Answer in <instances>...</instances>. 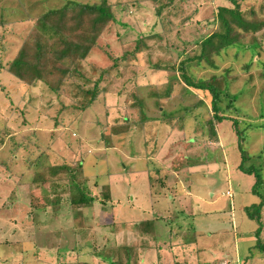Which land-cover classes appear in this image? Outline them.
I'll return each mask as SVG.
<instances>
[{"label":"trees","instance_id":"obj_1","mask_svg":"<svg viewBox=\"0 0 264 264\" xmlns=\"http://www.w3.org/2000/svg\"><path fill=\"white\" fill-rule=\"evenodd\" d=\"M242 1L218 0L221 3L212 8L205 0L203 8L207 9V13L211 12L208 17L211 19L206 25L207 31L204 33L198 27L192 33L191 39H187L179 36L182 29L180 31L177 29L175 36L169 37L175 20L180 18L177 17V10L192 3L194 6L192 12H194L203 0H158L156 15L161 20L163 32L167 34V37L163 36L165 43L162 49L168 56L158 63H150L146 66L147 68L138 65L136 60L142 48L140 39H137L129 48H123L120 54L115 53L117 46L121 45L118 42L119 38L116 37L117 27L121 25L122 14L131 8L133 4L131 0H65L62 6L32 19L34 21L11 59L3 60L6 42L4 36L0 34V52L2 53L0 76L3 72L8 73L13 78V82L21 88L15 104L13 92L7 90L9 82H3L4 79L0 77V93L4 94L11 105L7 108V116L12 118L14 107L18 106L20 109L18 103L24 102L25 111L21 109L19 114L21 116L24 113V120L27 114L26 109L33 107L38 110L39 118L45 114L53 121L54 126L46 130L47 133H41L50 139V142L41 148L38 132L23 134L21 131L14 130L8 118L2 124L0 129L8 137L7 141L11 147L7 159H0V184L12 182L13 186L8 189L2 200L0 212L13 211L11 197L16 189L18 191L23 189L28 194V198L32 196L28 183L21 185L22 182L13 178L16 177V173L12 165L16 162L18 152L39 151L34 159H31L28 154L25 160L27 169H33L36 174L39 171L44 173L45 170L52 173L50 178L40 180L41 183L47 182V187L43 186L45 202L38 207L27 205L28 210L23 214L28 212L30 214L32 208H38L50 214L52 219L63 217L76 220L75 234L79 236V239L87 240L85 235L89 234V225L84 220V209L98 204L100 209L105 211L108 202L111 201L110 186L105 180L101 184L88 185V178L81 171L83 160L78 153L80 146L72 141L80 137L79 134L76 135L75 129H80L82 125L77 126V124L82 122L83 113L92 106H98L103 110L101 115L106 126H109L108 118L111 109L121 111L124 107L125 113L121 121L134 126L136 130L144 129L147 132L143 138V150L147 157L154 158L162 141L168 139L167 134L170 130L184 131L186 129L184 122L186 112L204 105L206 101L203 98L209 97L213 115L206 122L208 131L205 133L201 129L196 130V132L200 131L202 139L187 138L183 135L178 145L183 146L185 155L182 154V158L174 162L173 165L177 168L193 167L198 163H204L197 159L191 160L186 156L187 151L193 149L192 147L194 149L207 147L206 138L218 142V127L224 120L231 123L236 135L244 133L245 127L241 128L240 124L250 126L251 123L245 118L246 115L242 119L236 115L237 98L234 93H231L230 85L239 74L248 75L245 85L249 84L252 72L259 70L258 68L261 70L260 76L264 77V4L258 8L253 5L244 10L241 9ZM169 18L173 21L171 22ZM185 19H182V22ZM154 35L159 36L158 33ZM151 36L153 35L147 37ZM113 37L118 39L117 43L107 49ZM91 57L93 58L90 59ZM158 73L161 77L150 81ZM148 74L149 78L146 79L149 83L139 82L140 76ZM117 83L120 86L117 93L123 95V101L120 105H109L106 103V94L110 89L117 87ZM44 87L47 90L46 94L40 93ZM187 98H194L195 101L185 103ZM36 103H40L42 108L39 109ZM174 104L176 107H173ZM12 107L13 109L10 110ZM170 107L173 108L171 111L168 110ZM154 110H157L159 114L155 115ZM129 111L137 112L138 119H132ZM98 120L99 125H102L100 117H96L92 126H97ZM113 120L117 121L116 118ZM197 124L203 129V125ZM67 131L70 137L65 139L62 136ZM162 132L164 133L161 134ZM17 136H21L20 140L16 139ZM59 138L66 142L67 148H70L75 156H79L78 158L74 156L77 160L69 162L65 156L61 158L55 153L53 145ZM104 138L99 137L100 140ZM189 139L194 142L188 147ZM241 140L240 138L239 141ZM80 142L81 139L78 143ZM178 145L172 144V147L178 148ZM145 146L146 149H144ZM32 147L36 149H30ZM239 147L241 161L238 169L254 176L255 183L251 193L259 199L243 207L245 215L256 222V228L252 232L253 243L248 254L242 258L243 261H250L255 253L264 258V188L262 190L263 181L260 172L246 164V160L251 156L241 148L240 144ZM59 157L60 161H58ZM52 158L55 159L54 162H51ZM122 168L121 166L120 169ZM65 170L69 172L68 177L61 176ZM76 170H79V173H76ZM23 173L21 172L19 177ZM154 180L156 179L153 178L150 183L152 188L156 186ZM161 182L162 180L158 183ZM171 187L173 186L169 184L168 189H172ZM6 205L10 207L7 209ZM156 219L159 217L135 223L137 234L141 235V239L138 242L135 241L133 245L111 246L106 243L99 246L94 242L93 260L89 264H143L140 252L143 251L145 254L147 249L156 251V248L151 247L153 242H157L154 233ZM5 244L8 247L21 243L5 241ZM42 246L46 247L44 248L47 255L42 263L74 264L76 258L73 255L74 246H61L58 242ZM52 249L54 251H51ZM21 251L19 249L16 252ZM32 256L38 259V254ZM24 259L16 258L15 262L26 264L27 261ZM0 263L2 264L1 258Z\"/></svg>","mask_w":264,"mask_h":264},{"label":"rangeland","instance_id":"obj_2","mask_svg":"<svg viewBox=\"0 0 264 264\" xmlns=\"http://www.w3.org/2000/svg\"><path fill=\"white\" fill-rule=\"evenodd\" d=\"M131 1H133L131 8L128 12L122 14L121 25L117 27L116 37L119 38L118 42L121 45L117 46V52L115 53L120 54L123 48H129L137 39H140L142 48L136 60L138 65L147 68L146 66L150 63H158V61L167 58L168 54L162 49L165 43L163 36L167 37V34L163 32L160 25L161 20L156 15L158 0ZM263 2L264 0H245L241 3V9L247 10L253 5L258 8L261 4H264ZM64 3L65 0H0V34L4 36L6 42L4 52L2 51L4 53L3 60L11 59L15 55L26 31L34 21L32 19L45 12L47 13L49 10L58 8ZM205 3V0H203L194 12H192L194 10L192 3L191 5H184L181 10H177V17L180 18L175 20L173 30L170 28L172 31L170 30L169 37L175 36L177 29L179 31L182 29L179 36L187 39H191L192 33L198 27L205 33L207 31V21L211 19L208 18L211 12L207 13V9L203 8ZM220 3L218 0H207V5L212 8ZM186 16H190L191 19L186 18ZM169 19H171V22L173 21L172 18ZM182 19H185V21L182 22ZM154 33H158L159 36L162 35L161 38L155 36ZM148 35L153 36L147 37ZM116 37L109 41L107 49L117 43L118 39ZM258 69L252 72L249 84L245 85L248 75L239 74L237 79L231 82L230 85L231 93H234L237 98L235 102L236 115L240 119L246 115L245 118L251 123L250 126H246V124L244 126V123L240 124L241 128L245 127L244 133L236 135L231 123L224 120L218 127V142L209 140L204 136L207 147H197L196 149L192 147L193 149L187 151L186 156L191 160L204 161V163L196 164V166H199V170L194 172L190 178V193L194 194L193 196L184 191L182 184H177L178 186L172 184L173 189L177 192V196L172 195V199H170V196L159 201H151L149 198L137 199L143 189L149 190L148 184L140 182L142 178H145L146 173L140 172L137 174L139 170L145 168L146 164L142 161L143 159L139 160V155H145L141 146L143 147V138L147 135V132L144 129L143 131L136 130L134 126L121 121L125 113L124 107L121 108V111H116L115 108L111 109L108 118L109 126L104 124L105 121L102 118L103 115H101L103 110L99 109L98 106L90 107L83 113L82 122L77 124V126L82 125L80 129H75L76 135L79 134L80 137L71 139H73L74 144L80 146L78 153L83 160V170L81 171L88 178V185L101 184L105 180L110 186L114 203H118L117 208L113 209L112 204L109 202L107 205L109 212L106 209L105 211L101 210L98 204L94 206V209L93 207L84 209V220L89 225V234L85 235L87 240H84L79 239V236L77 237L75 234L76 220L63 217L52 219L50 214L42 212L38 208H32L30 214H28L29 212L23 214L28 210L29 198L28 194L22 189L16 193L17 196L12 195L11 197L13 211L0 212V258L2 264L5 262L19 264L15 262L16 258H25L26 264H47L42 263V260L47 257L45 254L46 247L44 246V248L42 245L55 242H58L61 246L75 247L73 252L74 257H76L74 264H89L93 260L92 246L94 242L99 246L106 243L111 246L129 243L133 245L135 241L138 242L141 239V235L137 234L135 223L141 220V216L149 218L150 215L159 214L157 212L166 216V219L160 218L154 222V225L163 231L161 235L158 234L157 241L162 242L168 239V241H171L170 243L174 241L178 243L181 240L182 246H184L182 253L185 254L187 259L186 263H197L202 260V256H207V264H264V258L260 257L258 253H255L250 261L242 260L251 248L250 246L253 243L252 232L256 228V222L245 215L242 206L250 205L252 202L259 201V199L250 190L255 183L254 176L237 168L241 161L240 144L241 148L245 149L248 155L251 156L246 160V164L255 167L260 172L263 190L264 77L260 76L259 71L261 70ZM155 75L157 76L151 78L150 81H155L161 77L159 73ZM0 77L4 79L3 82H9L7 90L13 92L12 97L16 104L21 88L13 82V78L8 73L3 72ZM140 77L139 82L149 83L146 79L149 78V74ZM242 85L244 86L242 87ZM116 86L106 94V103L109 105H120L123 101V95L117 93L120 87L119 83ZM203 99L206 101L204 105L186 112L184 120L186 129L184 131L172 129L168 132V139L162 141L158 149L157 159L161 160L150 158L151 160H148L147 166L151 168L160 166L168 168L173 160L174 164V162L181 159L182 154L185 155V151L183 146L181 144L179 146L178 143L183 135L187 138L202 139L200 131L196 132V130L201 129L207 133L206 122L213 115L209 97ZM194 101V98H187L185 103ZM23 103L19 102L20 109L15 106L13 117H8L6 116L8 114L7 108L11 105L4 94L0 93V128L6 121L5 117H8L10 119L9 124L14 130L21 131L23 134L38 132V136H40L38 139L39 145L44 148V145L50 141L47 140L46 135L42 138L41 133H47L46 130L54 127L52 125L53 121L47 118L45 114L39 118L38 110L33 107L26 109L27 114L24 120V113L21 116L19 115L21 109L25 111ZM175 104L173 107H176ZM38 108H42L40 103ZM12 109L13 107L10 110ZM172 109L170 107L168 110L171 111ZM153 112L155 115L159 114L157 110ZM129 115L132 119H138L135 111H129ZM96 117H100L102 125H99L98 120L97 126L94 127L92 125ZM113 118H116L117 121H114ZM197 123L203 125V129ZM3 133L0 129V159H7L10 155L11 146L7 141L8 137ZM20 137L17 136L16 139L20 140ZM62 137L65 139L70 137L69 131L64 133ZM99 137H105V141L100 140ZM240 138L241 141H239ZM80 139L81 142L78 143ZM193 142L189 139L188 147ZM172 144L178 145V148L176 146L172 147ZM53 147L57 155L61 158L65 156L69 162H74L79 157L75 156L70 148H67L65 141L55 142ZM144 149H146V146ZM179 150H182V152L179 153ZM38 153L39 151L34 150L24 153L18 152L16 162L12 165V169L16 173V177L13 178L17 179L18 174L24 171L21 185H27L28 183L29 192L32 193L31 204L35 207L42 206L45 202L43 186L47 187V182L41 183L40 180H46L52 174L48 170H45L44 173L39 171L36 174L33 169H27L25 157L29 154L30 158L34 159ZM60 157L58 161H60ZM54 161L55 159L52 158L51 162ZM121 166L123 167L122 170L120 169ZM76 173H79V170H76ZM68 174L69 172L65 170L61 176L68 177ZM155 177H159V175ZM37 181H40V183H37ZM12 185V182L0 184V205ZM3 187L4 189H2ZM159 189L158 186L155 193ZM196 194H198V200L194 197ZM184 203L188 206H185ZM179 205H182V211H180ZM9 207L10 205H6L7 209ZM130 207H133V209H130ZM12 209L10 208V210ZM132 212L134 215L131 214ZM167 232L170 235H167ZM5 241L20 242L21 244L6 247ZM158 242L152 243L151 247H158L157 253L162 256L160 264H175L171 251L167 253L161 247L162 245L168 247L173 244L165 242L159 244ZM19 249L22 250V253L16 252ZM51 251H54V249ZM148 252V249L145 254L143 251L140 252V256L143 257L142 263L157 264V261L154 260V253L151 257H147ZM173 252H175V249H173ZM36 254H38V259L32 256ZM184 260L180 261L183 262Z\"/></svg>","mask_w":264,"mask_h":264},{"label":"crops","instance_id":"obj_3","mask_svg":"<svg viewBox=\"0 0 264 264\" xmlns=\"http://www.w3.org/2000/svg\"><path fill=\"white\" fill-rule=\"evenodd\" d=\"M47 90H46V88L44 87V88H42L41 89V91H40V93H42V94H46L47 92H46ZM39 93V94H40ZM7 116V115H6ZM6 119L8 118V117H5ZM10 122V121H9ZM42 135V134H41ZM44 137V135H42V138ZM48 141H50V139L48 138ZM60 141H63V140H61V139H58V141L57 142H60ZM218 141H219V137H218ZM220 146V145H219ZM34 149L36 148V147H33ZM141 148H143L142 146H141ZM182 148V147H181ZM191 150V149H190ZM144 151V150H143ZM180 151V150H179ZM158 154H159V151L157 152V156H155L154 158H155V160H161V159H157L158 158ZM17 155V154H16ZM140 156V159L139 160H142L144 163H146L145 164V168H143V169H141V170H139L138 171V173L137 174H139L140 172H145L146 173V176H145V178H142V181H140V182H142V184H143V182L145 183V184H148L147 186H149V190H146V189H143V191H141V194L139 195V197L137 198V199H142V198H144V199H148L149 198V200H154V201H159L160 199H163V198H165V199H167L168 198V196H170V199H172L173 198V196H177V192L173 189L174 187H171L172 189H168V185L170 184V185H172V184H175V185H177V184H182L183 186H184V191L187 193V194H191L190 193V186H191V183H190V178H191V175L194 173V172H197L198 170H199V166H193V167H182V168H177V167H175L174 165H173V161L171 162V165L168 167V168H164V167H154V168H151L150 166H147V164H148V160H151L150 159V157H147V155L145 154V155H139ZM152 158V157H151ZM126 168V167H125ZM237 168H238V165H237ZM154 169V170H153ZM22 172H24V171H22ZM181 172V173H180ZM19 175L20 174H18V177H17V179L21 182V178H22V176H20L19 177ZM157 175H159V177H155V176H157ZM161 175V176H160ZM151 177H152V179L153 178H155L156 180H157V182H156V180H154V183H155V187L157 188L158 186L160 187V189L155 193V187L154 188H152L151 187V185H150V183H151ZM181 177V178H180ZM138 180V179H137ZM160 180H162V182L161 183H158V182H160ZM139 182V183H140ZM186 185V186H185ZM13 186V185H12ZM11 186V187H12ZM178 186V185H177ZM2 189H4V187L2 188ZM251 190V189H250ZM111 191V190H110ZM17 192H19L17 189H16V192H14V196H17L16 195V193ZM173 195V196H172ZM194 194H191L190 196H193ZM194 197H196L195 199L196 200H198L197 199V197H198V194H196ZM136 198V197H135ZM133 199V198H132ZM201 199V198H200ZM112 205L111 206H113V209H116L117 208V204L118 203H114V201H113V196H112V194H111V201H109ZM109 202H108V204H109ZM31 204V196L29 197V200H28V207H29V205ZM185 204V206H188V204H186V203H184ZM32 205V204H31ZM97 204H94V206H96ZM33 206V205H32ZM94 206H93V209H94ZM33 207H35V206H33ZM243 207L244 206H242V209H243ZM179 208L181 209L180 211H182L183 210V208H182V205H179ZM130 209H133V207H130ZM107 210V209H106ZM109 210V209H108ZM107 210V212H109ZM128 212V211H127ZM157 213H159V214H153L152 216L150 215L149 216V218H146V216H141V220H144V219H149V220H153V219H155L156 217H159V219L161 218V219H166V216L165 215H162V214H160V212H157ZM132 215H134V213L132 212L131 213ZM140 220V221H141ZM154 226H156V225H154ZM155 229H156V232H154L155 234H156V237L158 236V234H162L163 233V231H161L159 228H158V226H156L155 227ZM167 235H170V233H168L167 232ZM136 240V239H135ZM153 242V241H152ZM158 242V241H157ZM170 243L171 241H168V239H166V241H162V242H158L159 244H163V243ZM173 242V241H172ZM154 243V242H153ZM170 244H173L172 246H168V247H165L164 245H162L161 247H162V250H164L165 252H167V253H170V251H171V253H172V255H173V261H174V263L175 264H207V256H202V260H200V261H198L197 263H194V262H190V261H188V262H190V263H186V261H187V259H186V257H185V254L184 253H182V249H183V247L184 246H182V241L181 240H179V242L178 243H176V241H174L173 243H170ZM127 245H131L130 243L129 244H127ZM154 248V247H153ZM173 249H175V252H173ZM169 250V251H168ZM157 251H158V247L156 248V251H154V249H152L151 251H149L148 252V255H147V257H151L152 255H153V253H154V260H157V264H160V262L162 261V256H160V254L159 253H157ZM156 256V257H155ZM174 256H175V258H174ZM182 257V258H181ZM241 257V256H240ZM183 259H185L183 262H181L180 260H183ZM149 260V259H148Z\"/></svg>","mask_w":264,"mask_h":264}]
</instances>
